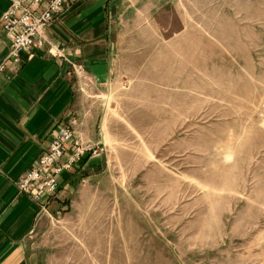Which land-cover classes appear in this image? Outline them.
Wrapping results in <instances>:
<instances>
[{
  "label": "rangeland",
  "instance_id": "374dc122",
  "mask_svg": "<svg viewBox=\"0 0 264 264\" xmlns=\"http://www.w3.org/2000/svg\"><path fill=\"white\" fill-rule=\"evenodd\" d=\"M145 17L115 36L109 83L81 91L103 140L60 121L96 152L66 209L47 208L63 173L55 197L24 193L30 245L41 264H264V0Z\"/></svg>",
  "mask_w": 264,
  "mask_h": 264
},
{
  "label": "crops",
  "instance_id": "0c3cea01",
  "mask_svg": "<svg viewBox=\"0 0 264 264\" xmlns=\"http://www.w3.org/2000/svg\"><path fill=\"white\" fill-rule=\"evenodd\" d=\"M8 5L9 0H0V63L9 50V35L1 24ZM156 5L157 0H73L46 27L43 48L22 53L17 68L0 72V264H41L30 245L38 205L15 181L37 162L60 121L74 119L75 134L83 141L103 140L81 91L86 83L91 89L109 83L118 31H134L135 22ZM49 42L64 45L83 75L76 76L68 62L51 56ZM89 165L86 158L61 175L62 187L49 201V211L68 207L74 182Z\"/></svg>",
  "mask_w": 264,
  "mask_h": 264
},
{
  "label": "built area",
  "instance_id": "2783aa9c",
  "mask_svg": "<svg viewBox=\"0 0 264 264\" xmlns=\"http://www.w3.org/2000/svg\"><path fill=\"white\" fill-rule=\"evenodd\" d=\"M73 0H9L1 14V24L9 35V50L0 63V72L17 68L22 53L43 48L47 42L44 31L57 15ZM50 54L68 62L76 76L83 75V68L68 58L65 46L50 43ZM91 145L73 139L69 125L59 122L51 132L48 145L34 166L29 167L19 179L20 191L34 200L43 202L55 197L58 192V177L65 171L81 165L86 155L94 154ZM31 181L37 182L34 187Z\"/></svg>",
  "mask_w": 264,
  "mask_h": 264
}]
</instances>
